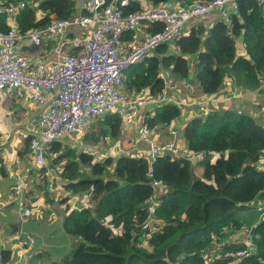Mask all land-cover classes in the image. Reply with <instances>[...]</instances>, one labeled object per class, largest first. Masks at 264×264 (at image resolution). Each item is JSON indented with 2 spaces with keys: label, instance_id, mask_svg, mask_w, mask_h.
<instances>
[{
  "label": "trees",
  "instance_id": "1",
  "mask_svg": "<svg viewBox=\"0 0 264 264\" xmlns=\"http://www.w3.org/2000/svg\"><path fill=\"white\" fill-rule=\"evenodd\" d=\"M25 1L33 6H26L14 18L23 33L45 28L50 15L71 19L77 12L75 0ZM145 1L157 6L168 0ZM237 2L230 23L214 18L204 23L190 22L185 34L159 46L146 61L129 66L123 73L121 89L131 94L147 91L156 97L165 86L162 72L177 80L190 77L196 85V96L217 93L228 78L243 87H258L264 75L263 4L258 0ZM143 7L140 0H130L121 8L128 13ZM8 22L0 15V31L7 30ZM161 27L154 23L146 30L154 32ZM125 37L130 39L131 35ZM22 49L29 50L25 52L29 57L38 47L26 41ZM180 116L179 106L163 103L147 111L144 122L151 128H165ZM96 119L101 120V136L115 138L121 133L117 114L106 113ZM99 134L91 131L84 138L95 143ZM181 136L192 154H202V175H195L193 160L184 156L165 154L156 158L154 176L163 181L166 191L158 197L154 211V226L158 228L153 230L141 228L147 215L146 201L152 194L144 159L120 153L95 160L75 143H52L50 165L59 168L56 172L62 178V187L71 195L86 194L93 205L72 206L65 195L54 200L45 193L62 218V227L58 222L47 224L53 214L49 210L40 211L38 216L35 212L24 227L45 234L48 242L57 244L46 249L52 259L48 264H207L205 255L211 242L227 239V229H240L244 224L239 213L259 211L253 202L264 200V168L258 164L264 159V124L246 110L214 108L205 115L191 116ZM211 153L217 154L213 161ZM36 185L40 190L45 187V183ZM17 229L18 225L13 232ZM250 234L257 252L238 264H264V217L250 225ZM66 235L77 243L65 245ZM237 246L224 243L222 249ZM1 253L0 262L6 264L11 250L4 248ZM226 262L216 259L213 264Z\"/></svg>",
  "mask_w": 264,
  "mask_h": 264
},
{
  "label": "built area",
  "instance_id": "2",
  "mask_svg": "<svg viewBox=\"0 0 264 264\" xmlns=\"http://www.w3.org/2000/svg\"><path fill=\"white\" fill-rule=\"evenodd\" d=\"M129 1L86 0L73 18L60 19L50 15L45 28L23 33L14 18L26 6L33 5L25 0H0V15L9 20L7 30L0 31V91L23 90L29 100L40 107L35 126L29 131L28 149L32 155V166L48 179L56 180L58 176H53L45 154L52 143L60 141L67 145L65 140L76 133H83L88 122L106 113L117 114L122 128L132 130L135 142L146 146L140 148L133 144L130 155L141 157L147 164L152 194L146 201L147 215L141 228L153 230L158 228L154 226L157 225L154 211L158 197L166 191L163 181L154 176L153 163L165 154L184 156L193 161L196 158L174 126L167 130L151 128L144 122L145 113L140 115L139 111L153 101L160 105L173 103L181 111L186 110V103L189 101L190 104L195 99H182L177 95L182 90L191 94L194 87L190 82L172 81L169 75L161 74L165 86L160 95L151 97L147 91L130 94L121 89L123 73L129 66L151 58L159 46L172 43L185 34L190 22L204 23L214 18L230 23V15L238 9V0H168L157 6H144L140 10L123 13L121 7ZM258 1L263 4L261 17L264 20V0ZM154 23H160L162 27L154 32L147 31L146 27ZM125 34H130L131 38L124 45ZM46 40L52 52L50 59L43 54L27 57L22 49L26 41L40 49L47 46ZM198 102L199 112L192 113V116L205 115L210 110L205 108L203 111L202 108L207 100L198 98ZM109 140L110 137L105 136L102 143ZM81 148L91 155L99 151L92 145ZM100 151L101 159L114 156V148ZM4 165L5 160L0 158V169ZM25 176L16 177L10 195L21 225L35 213L25 195ZM256 206L263 215L264 203L259 202ZM53 214L62 227V218L57 213ZM19 235L29 245H34L36 241L45 243L43 234L22 227ZM66 237L65 245L77 243L68 235ZM225 240L217 242L214 239L207 252L217 259L226 260V264H238L257 252L250 228L236 240ZM224 243L238 246L222 249ZM1 257L0 249V260ZM205 259L207 261L206 256Z\"/></svg>",
  "mask_w": 264,
  "mask_h": 264
},
{
  "label": "crops",
  "instance_id": "3",
  "mask_svg": "<svg viewBox=\"0 0 264 264\" xmlns=\"http://www.w3.org/2000/svg\"><path fill=\"white\" fill-rule=\"evenodd\" d=\"M80 1L83 2V0ZM140 1L146 6H151L145 0ZM79 2L77 4V9L79 8ZM128 40L130 39L126 37L123 39L124 45ZM237 40L239 41L236 45L238 47L240 46V39L237 38ZM46 47L49 48L50 45L48 44ZM38 51L39 49L31 51L30 56H34ZM24 52H29V50L26 49ZM45 52L46 49L41 51V55L43 54L47 59H50V55ZM166 74L169 75L167 72ZM190 79L191 78L189 77L186 80H177V82H190ZM185 92L187 93V91ZM198 98L207 100V103L202 104L203 111L205 108L210 110L214 108H230L239 111L246 110L255 118H259L264 124V81L262 79L258 87L247 88L237 85L232 78H228L217 93L200 95L197 96V98H193L195 100L189 99L191 100V103L188 104V101L185 105L187 109L182 110L184 115H187V112L191 113L193 111V113H195L199 110L197 105L193 106L195 108L197 107V110L188 109L193 108L192 105L196 102L199 105ZM158 105H160L158 102L153 101L143 109L152 111L153 108ZM39 110L40 107L32 103L29 100L27 93L23 90L16 89L11 92L0 91V158L5 160L4 167L0 169V249L6 248L11 250V258L6 264H48L52 259L50 258L51 253L46 252V249L49 247L56 248L57 245L55 242H48L43 233L41 234L45 236V243L41 244L36 241L34 245H29L25 239L19 235L21 227L26 230H32L24 227V224L28 220L22 225L19 223L16 214V205L10 201V195L12 193L11 188L12 184L15 183L16 177H22L23 174H26L24 184L27 190H25V195L29 205L32 207L33 205L37 206L34 208L37 216L46 210L56 213L55 208L52 207L51 204H49L50 202L46 199L45 193L47 192L50 194V198H52V196L55 197L54 200L61 195H65L69 198L73 196L71 200L74 203H79L82 200V197L76 199V196L78 195H71L69 191L62 187V178L56 172V170L59 169L56 165H49L52 169L53 176L55 174L58 175L56 180L54 178L48 179L41 171H38L32 166V155L28 149L27 139L29 138V131L35 126ZM171 125L174 126V121H172L167 127H162V129L167 130ZM181 135L182 134H179L183 140ZM65 141L67 144H70L67 140ZM138 147L144 148L146 146L142 143H138ZM258 164L260 167L264 168V159H261ZM44 183L45 187L43 190H40L36 185L40 184L42 186ZM10 184L11 186H9ZM30 192H33V194ZM27 194L35 197L36 200L32 201ZM259 202L264 203V200H255L253 205H256ZM70 203L72 205L71 201ZM40 211L41 213H39ZM51 217L52 218L48 220V223L52 224L53 222H58L61 227L56 216L52 214ZM259 217L260 219L263 218V215L260 212ZM258 219L259 218L257 217L255 221H258ZM16 225H18L19 229L13 232ZM244 227L237 230L227 229L226 231L229 234L227 239L232 241L239 238L240 235L246 232V230H242ZM230 231L234 232L230 233ZM36 244H38V247H35Z\"/></svg>",
  "mask_w": 264,
  "mask_h": 264
},
{
  "label": "rangeland",
  "instance_id": "4",
  "mask_svg": "<svg viewBox=\"0 0 264 264\" xmlns=\"http://www.w3.org/2000/svg\"><path fill=\"white\" fill-rule=\"evenodd\" d=\"M75 1H76V4H78V2L80 0H75ZM85 1L86 0H83V2L80 1L79 2V6H81L82 3L84 5L85 4ZM144 6H146V5H144ZM237 42H239V41L237 40ZM44 49H46V52L45 53H47L49 55H50V53H52L51 50H50V48H47L46 46H42V48H40L39 51L34 56H41V51H43ZM161 74L167 75L166 72H162ZM170 79L172 81H177V79H174V78H170ZM191 84L192 85H195V83H193V82H191ZM236 84L240 86V84H238L237 82H236ZM177 97H181L182 99L197 98V96L195 95V87H194V92L192 94H187L185 91L182 90L181 93H180V95H177ZM196 105L199 108V105L198 104H194V105H192V107L193 106H196ZM198 108L197 107L196 108L193 107V108H188V109L189 110H194V109L197 110ZM147 111L148 110H146V109H142L139 112H141L140 113V115H141V114H144V113L146 114ZM196 112H199V110L196 111ZM192 113H193V111L191 113H188L187 112V115H184L183 114V111H181V116L177 120H174V126H175V128H176V130L178 131L179 134H182V130L184 128V125L190 119V116H191ZM100 121H101L100 119H96L95 118L92 121L88 122L87 123V126H86V129H85V131L83 133H76V134L72 135L70 138L66 139L67 142L70 143V144H74L75 143L78 147H81L83 145H92V147H95L96 146L98 148L97 150H99V151L96 152L95 155H93L95 157V160H101V158H99V155L101 153L100 150L105 149V148L106 149L107 148H114V157H116L120 153H128V154H130L131 153V147H132L133 144H136V146H138V143L135 142L136 141V136L132 132V130H128V129H123L122 128L121 133L117 137H115V138H111L109 135H102L101 136V134L98 133L99 132V129H100ZM91 131H94L96 133V135L99 134L98 141L103 140V138L105 136H109L110 137V140L108 142H105V143L104 142L102 143V141L101 142H98L97 141V142L93 143V141L91 142L90 139L84 138V136L87 135L88 133H90ZM46 156H47V163L50 165V158L51 159L53 158V154H51L49 152V147L46 150ZM194 157L196 159L193 161V171H194V173H195V175L197 177H201V175H202V169H201V167L199 165V161L203 158V156H202L201 153H194ZM216 157H217V154L216 153H211L210 159L212 161L215 160ZM57 165H59V164H57ZM25 190H27L26 187H25ZM27 195L29 196V198L32 201L36 200L35 197H33V196L29 195V194H27ZM72 197L73 196H71L70 199H69L72 202V206L79 207V205H86V206H92L93 205V203L88 202V198H87L86 194L85 195L82 194V195L76 196L77 197L76 199H79V197H82V200L79 203H74L71 200ZM36 207L37 206L33 205L32 208L34 209ZM35 212H36V210H35ZM239 216H241L240 218L243 221V224L245 226V227L242 226V227H244L242 230H249L251 224L256 223V222H258V221H260L262 219V218L260 219V217H259V211H257V210H252V211H249V212H242V213H239ZM257 217L259 218L258 221H255ZM263 217H264V214H263ZM104 221H105V223L107 222V220H104ZM48 224L51 225L50 223H48ZM34 232H36V231H34ZM233 232L234 231H230V233H233ZM205 256L207 257V264H213V262L216 261V259H217V258L214 257V255H211L208 252L206 253ZM58 259H60V258H58Z\"/></svg>",
  "mask_w": 264,
  "mask_h": 264
}]
</instances>
